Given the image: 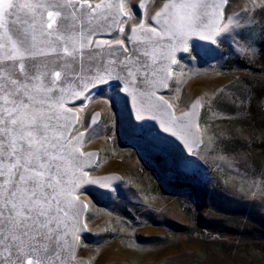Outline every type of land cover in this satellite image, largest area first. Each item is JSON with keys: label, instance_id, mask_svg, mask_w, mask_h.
I'll list each match as a JSON object with an SVG mask.
<instances>
[{"label": "rangeland", "instance_id": "374dc122", "mask_svg": "<svg viewBox=\"0 0 264 264\" xmlns=\"http://www.w3.org/2000/svg\"><path fill=\"white\" fill-rule=\"evenodd\" d=\"M73 2L77 14L82 5H103L100 17L111 18L92 39L136 56L159 53V46L148 42L147 30L160 31L150 17L160 13L163 21L172 5L206 4L214 23L205 30V17L200 35L188 36L186 46H178L163 65L146 58L148 83L135 97L119 81L109 82L115 88L89 87L79 99L64 95L61 110L71 109L74 121L66 135L75 141L70 151L80 165L73 168L67 159L65 179L80 212V231L69 237L72 251L60 264H264V0ZM44 18L47 22V11ZM8 35L17 39L11 30ZM117 39L122 46L115 45ZM153 39L169 43L168 37ZM5 42L0 28V45ZM80 43L79 32L67 40L54 32L51 46L70 61L63 49L72 52ZM43 50L56 58L49 47ZM4 55L0 48V59ZM50 69L61 71L63 80L61 67ZM80 177L99 183L76 189L71 181L80 183Z\"/></svg>", "mask_w": 264, "mask_h": 264}, {"label": "snow or ice", "instance_id": "6c2138e0", "mask_svg": "<svg viewBox=\"0 0 264 264\" xmlns=\"http://www.w3.org/2000/svg\"><path fill=\"white\" fill-rule=\"evenodd\" d=\"M48 7L59 11H48ZM87 7H92L91 14L85 10ZM102 7L101 4L82 5L77 14L73 0H0V28L4 29L6 37L5 44L0 45L5 50L0 59V250L7 252L6 256H0V264H60L65 253L72 251L69 237L80 231V212L71 199L72 189L65 179L69 176L65 166L67 159L72 160L73 168L80 165L74 151H70L75 141L66 135L71 132L74 121L71 109L61 110L66 103L64 95L79 99L89 87L115 88L109 82L119 81L123 83L124 91L131 89L135 97L148 83L145 73L151 66L146 58L153 56V63L159 59L163 65L178 46H186L188 36L200 35L197 29L205 17L209 18L207 5L202 3L172 5L174 11L163 21L159 19L161 14L156 13V17L150 19H157L160 31L156 28L147 30L148 42L158 45L161 50L158 54L145 50L136 56L135 51L131 54L127 48L117 51L107 41L92 39L111 18L100 17ZM107 7L114 9L116 5ZM120 11L131 18L123 5H120ZM213 23L209 18L205 30L211 29ZM10 30L16 34V40L8 35ZM131 31L135 33L137 28ZM54 32L61 33L66 40L73 39L79 32L80 48L72 52L66 47L63 49L64 54L71 57L70 61H65L57 47L51 46ZM119 32L125 33V28L119 27ZM154 37H168L169 43L165 46ZM114 43L122 46L124 41L117 39ZM45 46L56 53L54 60L48 58V53L43 50ZM134 56L136 58L132 59ZM52 64L63 69V80L61 71H51ZM48 76L53 78L43 79ZM65 83L83 90L68 91ZM160 83L167 87L164 78ZM103 90L99 89L100 92ZM161 101L166 103L162 97ZM142 118L137 116V119ZM165 130L172 131L169 127ZM79 180L80 183L75 179L71 181L76 189L85 182L99 183L85 181L83 177ZM69 215L71 219H68ZM69 227L71 232L67 231Z\"/></svg>", "mask_w": 264, "mask_h": 264}]
</instances>
